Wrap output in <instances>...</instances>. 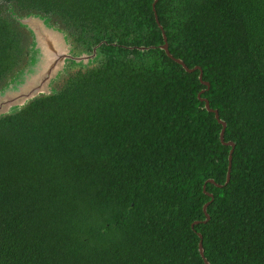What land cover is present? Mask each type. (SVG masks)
Here are the masks:
<instances>
[{"label": "trees", "instance_id": "16d2710c", "mask_svg": "<svg viewBox=\"0 0 264 264\" xmlns=\"http://www.w3.org/2000/svg\"><path fill=\"white\" fill-rule=\"evenodd\" d=\"M153 1L0 0V86L11 7L104 57L0 119V264H264V0L156 2L208 90Z\"/></svg>", "mask_w": 264, "mask_h": 264}, {"label": "water", "instance_id": "95a60500", "mask_svg": "<svg viewBox=\"0 0 264 264\" xmlns=\"http://www.w3.org/2000/svg\"><path fill=\"white\" fill-rule=\"evenodd\" d=\"M157 1L158 0L153 1L152 10L154 11L155 22L161 30L163 38V44L159 46V49L162 50L168 58L180 65L187 73L199 71L198 79L200 83L206 87V90H208L209 84L202 81V71L199 67L189 69L181 60L173 58L170 54L165 33L155 13V4ZM7 15L23 36L22 40H24V50L27 57L24 63L20 64V66L9 73L0 86V119L19 113L30 102L39 97L55 94L59 89L58 86L62 84H60V82L63 81L64 78L66 79L68 74L74 72L69 71V69L85 68L87 66L92 68L95 62L92 60V65H89V63L86 65L88 61L90 62V56L84 57V54H78L74 50L73 45H71V41L74 38L64 30L59 22L55 24L53 18L39 12L19 13L12 7L7 9ZM138 49L140 51L145 50V48ZM26 68L28 71H24ZM64 73H66V75H63ZM56 75L58 76L57 79L55 78ZM51 84L53 85L51 86ZM202 93L203 91H200L198 99L204 103V108L207 112L214 114L217 123L222 127L219 135L220 142L231 148L228 155V169L224 183V185H227L230 180L234 144L232 142H224L223 135L226 124L219 119L217 110L211 109L208 101L200 97ZM208 182L214 183L212 180ZM216 186L221 187L220 185ZM203 190L210 198V201H212L213 196L205 192V186ZM209 202L203 206L205 220L202 221V223H207L209 221V216L206 212ZM198 223L199 222L193 223L191 227ZM197 235L199 237L198 251L200 256L204 264H209L204 258L202 236L200 234Z\"/></svg>", "mask_w": 264, "mask_h": 264}, {"label": "flooded vegetation", "instance_id": "af4514ba", "mask_svg": "<svg viewBox=\"0 0 264 264\" xmlns=\"http://www.w3.org/2000/svg\"><path fill=\"white\" fill-rule=\"evenodd\" d=\"M73 37V36H72ZM74 39L71 41V45H73V47H74V50L78 53V54H80V53H82V54H84L85 56L84 57H89L90 56V62L88 61L87 63H86V65H88V63H89V65H92L93 64V62H91L92 60H94L95 62H94V68L92 67V68H89L88 66L87 67H85V68H71V69H69V71H87V70H90V69H96L99 65H100V63L102 62V61H104V57H103V55H101L100 56V54H101V50H100V48H101V44L103 43V42H101V43H98V44H88L87 43V41H80V40H77L78 38H76V37H73ZM22 42H23V46H24V40H22ZM114 44V43H113ZM112 44V45H113ZM116 45V44H115ZM97 56V57H96ZM100 56V57H99Z\"/></svg>", "mask_w": 264, "mask_h": 264}, {"label": "rangeland", "instance_id": "374dc122", "mask_svg": "<svg viewBox=\"0 0 264 264\" xmlns=\"http://www.w3.org/2000/svg\"><path fill=\"white\" fill-rule=\"evenodd\" d=\"M24 71H28V69L26 68ZM63 75H66V73H64ZM55 78L57 79L58 76L56 75ZM64 79H65V78H64ZM64 79H63V81L60 82V84H61V83L63 84ZM53 84H54V82H53ZM53 84H51V86H52ZM62 84H61V85H62ZM61 85H59L58 88H59Z\"/></svg>", "mask_w": 264, "mask_h": 264}]
</instances>
